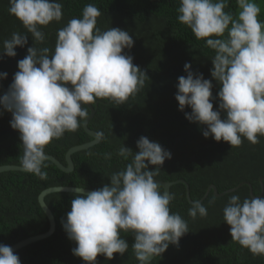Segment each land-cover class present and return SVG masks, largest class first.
I'll use <instances>...</instances> for the list:
<instances>
[{
    "label": "clouds",
    "instance_id": "1",
    "mask_svg": "<svg viewBox=\"0 0 264 264\" xmlns=\"http://www.w3.org/2000/svg\"><path fill=\"white\" fill-rule=\"evenodd\" d=\"M230 0H178L177 21L213 51L211 79L191 71L176 85L178 111L198 125L205 139L239 147L244 140L256 145L264 137V20L256 0H235L237 11H225ZM8 13L25 32L4 39L0 56L13 58L30 36L33 44L17 62L7 91L0 95V110L11 114L10 127L19 133L24 172L47 180L45 148L65 133L76 132L89 117L86 105L98 101L124 105L148 80L124 50L133 47L128 31L97 27L100 10L87 4L80 17L57 30L54 48L46 46L42 31L63 16L60 0H9ZM41 45L42 47H37ZM7 73H0V80ZM217 85L213 96V83ZM214 104L216 108L214 109ZM104 139L96 133L97 142ZM135 153L121 146L115 153L127 163L108 177L109 183L85 193L76 187L70 210L61 220L73 256L84 264H97V257L110 261L123 256L129 245L123 234L133 237L131 250L138 264H151L167 248L178 246L189 232L187 221L170 208L173 195L161 190L155 177L169 151L158 142L140 137ZM92 154V153H90ZM112 153H103L107 162ZM153 170H149V168ZM215 200L209 201L214 204ZM231 241L254 256H264V197L231 194L223 207ZM208 209L199 199L191 201L188 216L203 218ZM0 264H20L10 246L0 245Z\"/></svg>",
    "mask_w": 264,
    "mask_h": 264
},
{
    "label": "trees",
    "instance_id": "2",
    "mask_svg": "<svg viewBox=\"0 0 264 264\" xmlns=\"http://www.w3.org/2000/svg\"><path fill=\"white\" fill-rule=\"evenodd\" d=\"M60 2L63 4L62 20L51 22L42 29L46 34V46L54 48L57 30L70 19L80 17L85 5L94 4L101 12L97 27L102 31L119 28L133 37V47L124 52L133 57V64L145 72L148 80L140 92L124 105L109 104L107 101H98L93 105L96 113L88 127L96 133L102 132L104 139L72 155L73 172L64 173L52 162L45 161L47 167L43 171L47 172V180L42 181L33 174L21 171L0 173V245L11 247L49 230L48 218L38 202L40 193L45 189L67 186L96 190L108 184L111 173L127 163L115 154L122 145L135 153L138 151L137 140L144 136L171 153L179 138L171 161L160 167L156 179L186 182L192 201H201L210 185L216 186L218 193L237 189L222 197H215L211 191L202 202L208 209L207 216H197L192 220L188 216L191 203L187 200L186 186L182 183L172 186L170 208L187 221L189 232L179 240L178 246L170 245L151 264H264V256H254L231 241L229 226L224 223L222 212L231 194H239L243 200L246 196L261 195L264 190V180L260 181L264 178V137L256 145L244 140L241 146L230 149L227 143L216 142L211 137L205 139L201 128L185 119V112H190V109L178 111L174 97L178 78L186 75L184 65L190 64L191 71L211 79L210 58L214 55L205 47L204 41L196 40L190 30L177 21L178 0ZM256 2L261 7L259 19L264 20V0ZM8 7L9 0H0V48L3 40L10 38L13 32H25L19 21L8 13ZM225 11H237L235 0H230ZM32 44L29 36L23 48L15 49V57L0 56V73H7V78L0 80V95L7 91L18 70L17 62L26 56L27 48ZM212 83L215 96L218 89L215 81ZM216 106L214 104V109ZM10 120L11 114L0 110V166H19V158L23 154L19 133L10 127ZM92 140L82 123L76 132L65 133L61 139L52 140L45 153L66 166V153L72 147ZM107 152L113 155L106 162L102 154ZM149 170L153 169L150 167ZM245 182L250 183L251 188L246 184L240 186ZM161 190L164 191L162 186ZM74 195L56 192L46 196L45 202L55 217V232L51 237L15 252L20 264H84L73 256L72 249L76 245L68 240L61 224L70 210ZM213 199L215 203L209 204ZM122 235L129 250L123 256L114 254L110 261L98 256L97 264H138L131 250L133 237Z\"/></svg>",
    "mask_w": 264,
    "mask_h": 264
},
{
    "label": "water",
    "instance_id": "3",
    "mask_svg": "<svg viewBox=\"0 0 264 264\" xmlns=\"http://www.w3.org/2000/svg\"><path fill=\"white\" fill-rule=\"evenodd\" d=\"M89 110H90V114H89V117L88 119L83 123V128L84 130L86 131V133L88 135H90L93 140L91 142H88V143H85V144H82V145H78V146H75V147H72L67 153H66V162H67V165H63L59 160H57L54 156L50 155V154H46V161H50L52 162L53 164H55L62 172L64 173H71L74 171V163H73V160H72V155L77 153V152H80V151H83V150H87L93 146H95L96 144H98L99 142H97L96 140V132L92 131L88 125H89V122L93 119V117L95 116V113H96V109L95 107H93V105H86ZM180 139H176V142H175V145L171 151V159H172V156L175 152V149H176V143L179 141ZM171 159L167 160L164 162L163 165H167ZM6 171H21V172H24L23 170H21L20 166H14V165H4V166H0V173L2 172H6ZM156 182L159 183L162 187H163V190L165 192H170L171 193V187L176 185V184H179V183H182L186 186V196H187V200L189 201V203H191V198H190V190H189V186L186 182L180 180V181H176V182H166V181H162V180H159V179H156ZM264 180V178H261L260 181L262 182ZM248 185L250 188H251V185L250 183L248 182H245V183H242L240 186L242 185ZM263 187V186H262ZM75 189L76 187H67V186H61V187H51V188H48V189H45L44 191H42L38 197V202H39V205L41 207V209L43 210V212L45 213L46 217L48 218V221H49V230L46 232V233H43V234H40V235H36V236H33V237H29L25 240H22L20 241L19 243L11 246V249L13 250V252H17L31 244H34L36 242H39V241H42V240H45L49 237H51L54 232H55V229H56V221H55V217L51 211V209L49 208V206L46 204L45 202V198L47 195L49 194H52V193H56V192H68V193H75ZM237 188L235 189H232V190H228L226 192H223V193H218V190L216 188V186L214 185H210L207 192L205 193L203 199L201 200V202H203L210 194L211 191H213L215 197H222L228 193H231V192H234ZM85 193L87 192H90V191H93V190H90V189H85ZM250 194L252 195V190L250 191ZM264 195V190L262 189V193L260 196L263 197ZM170 206V205H169ZM150 259H154V258H150Z\"/></svg>",
    "mask_w": 264,
    "mask_h": 264
}]
</instances>
